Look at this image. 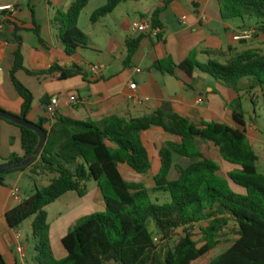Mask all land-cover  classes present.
Listing matches in <instances>:
<instances>
[{
  "label": "trees",
  "instance_id": "obj_1",
  "mask_svg": "<svg viewBox=\"0 0 264 264\" xmlns=\"http://www.w3.org/2000/svg\"><path fill=\"white\" fill-rule=\"evenodd\" d=\"M128 1L107 0L91 14L90 22L96 23ZM170 1L173 0L163 2L152 11L149 22L153 27L161 28L159 17ZM89 2L75 0L66 13L56 17L57 35L68 56L88 45L78 20ZM217 2L223 21L255 19L257 27H264V0ZM17 31L15 28L10 34L16 50L9 74L22 99L18 117L27 121L33 95L18 80L19 72L38 79L62 81L82 74V70L58 66L35 73L27 70ZM140 40L126 42L130 55L136 52ZM155 66L170 75L180 73L187 81L193 79V71L198 69L233 89L243 79H249L252 83L249 89L260 88L264 96V55L253 51L225 64L212 60L201 65L191 54L179 65L166 61ZM49 101L45 97L41 103L46 107ZM233 119L240 128L215 122H191L171 108L158 109L140 118L110 116L99 123L56 116L49 122V129L44 127L46 120L40 119L36 125L44 130L46 139L39 154L26 166L6 174L30 169L32 175L41 173L53 178L46 187L36 188L29 198L9 210L6 222L10 228L18 229L32 219L36 264H264V175L257 170L258 156L248 142L240 106L238 111L233 110ZM6 122L20 129L23 150L22 157L13 155L9 163L22 161L33 153L39 139L31 130ZM152 128L177 140L166 142L159 150L160 169L153 177L156 189L169 196L166 204L153 202L142 183L126 181L119 170L124 165L138 175L150 172L151 158L141 134ZM198 141L212 145L220 158L233 167L226 178L219 176L218 163L198 149ZM173 155L188 160L189 164L173 165ZM173 169L177 177L169 179ZM6 174L0 176L1 185ZM90 180L99 188L105 210L77 222L62 239L66 257L57 260L50 245L45 208L69 192L83 197V184ZM230 183L244 193L233 192ZM195 225H199L201 233L200 246L192 233ZM226 228L234 233L235 240L214 255ZM153 235L160 237L159 244H154ZM162 243L165 245L160 248Z\"/></svg>",
  "mask_w": 264,
  "mask_h": 264
},
{
  "label": "crops",
  "instance_id": "obj_2",
  "mask_svg": "<svg viewBox=\"0 0 264 264\" xmlns=\"http://www.w3.org/2000/svg\"><path fill=\"white\" fill-rule=\"evenodd\" d=\"M74 1L0 0V6L13 5L17 8L15 17L4 20V28L0 31V110L15 116L21 113L22 99L16 93L9 74L16 50V44L10 41V34L16 28L17 35L21 38V52L27 70L35 73L46 71L52 66L62 69L78 67L82 70V74L62 81L38 79L22 71L17 74L18 80L33 95L32 109L27 116L31 123L37 124L40 119H44V127L49 129L50 121L46 116L45 106L41 103L45 97L49 100L58 98L57 116L95 123L110 116L140 118L158 109L171 108L174 113L191 122H215L240 128L233 119V110L238 111L240 106L250 146L252 147L250 139L258 140L249 116L247 100L254 106L259 97L255 100L251 93L257 92L259 96L262 93L260 88L249 89L251 80L243 79L237 89H233L198 69L193 71V79L187 81L182 74L170 75L155 65L166 61L179 65L191 54H194L195 60L201 65L212 60L225 64L251 50L264 55V27H254L239 19L223 21L217 0H173L159 17L161 35L154 37L146 33H133L131 25L138 21H149L155 7L168 0H130L96 23L90 22V16L104 6L107 0L98 8L89 9L90 0L78 20V27L86 35L88 45L68 56L58 38L55 20L60 13H66ZM84 12L88 13L89 20L85 28H81L82 14H86ZM244 29H258L253 40L258 41L257 44L250 46L253 42L251 40L241 43L232 41L233 33ZM134 39H141V42L136 52L130 55L126 42ZM92 65H103L104 70L97 74L91 73ZM130 84L136 85L135 90H130ZM70 96H75V104L68 102ZM129 96H132L131 100L128 99ZM254 111L253 109L252 112ZM246 118L251 122L247 124ZM141 138L150 154V172L155 176L160 169L159 150L166 142L177 140L158 128L143 132ZM13 155L23 156L20 129L0 120V166L9 164ZM178 157L173 165L186 160ZM122 169L129 170L120 165V172ZM173 172L174 169L170 175ZM28 178L34 180L33 187L21 196V183ZM39 178L27 169L6 174L3 185L0 184V257L4 264H36L33 241L32 247L28 246L22 240L20 228L12 229L8 226L6 213L29 198L36 188L46 187L50 182L37 181ZM91 182L96 184L93 180L83 184V197L75 192L60 197L59 199L75 193L78 200H72L69 210L61 213L56 222L50 224L48 221L50 245L57 260L66 257L62 239L94 207L92 199L87 203L83 202ZM13 188L19 189V200L12 197ZM27 193H30L29 196ZM31 223L32 219L30 231ZM18 246L22 248L21 253L17 251Z\"/></svg>",
  "mask_w": 264,
  "mask_h": 264
},
{
  "label": "rangeland",
  "instance_id": "obj_3",
  "mask_svg": "<svg viewBox=\"0 0 264 264\" xmlns=\"http://www.w3.org/2000/svg\"><path fill=\"white\" fill-rule=\"evenodd\" d=\"M104 0H92L91 4H90V8H98L99 6H102L104 4ZM86 11V10H85ZM86 14H82V20L80 22V27L81 28H85V24H87V21L89 20V15L87 12H84ZM247 24H250L254 27H257L256 25V20L255 19H251L248 20L246 22ZM241 24V23H240ZM80 29V28H79ZM81 30V29H80ZM255 39V36L253 37V39L251 41H253ZM256 42L258 41H253L252 43H250V46H254V44H257ZM249 45V44H248ZM253 52L258 53L259 55H263V53L257 52L256 50H251ZM260 93V91L258 92ZM252 98L255 100L258 99L257 102H254V106H252L251 104H249L247 98V103L250 107V117L252 118V122L254 125V132L255 135L257 136L258 140H253L250 139V142L252 144L253 150L255 151L256 155L258 156V161L256 163V167L257 170L260 174L264 175V106H263V102H264V96H262V94H257V92H253L251 93ZM257 97V98H256ZM255 110L254 113L252 112V110ZM251 121H249V118H246V123H250ZM198 149L203 152L207 157H211L212 159H214L219 167H220V173L219 176L222 178H226L227 174L233 170L232 166L227 164L226 162H224L219 154L218 151L210 144L204 143L202 141H198L197 143ZM177 155L173 156V162H175V159H177ZM180 157H178L179 159ZM182 159V158H180ZM179 164V166H187L189 164V161L186 160H182V161H178L177 162ZM121 174L123 175L124 179L128 182H134V183H142L145 188L147 189L150 199L153 202H157L158 204H166L169 202V196L166 192L164 191H158L155 187V183L153 180L154 175L149 172L145 175H138L132 171L129 170H123L121 171ZM34 176V175H33ZM40 178L37 181H44V182H48L52 179L53 176L51 175H46V174H39L38 175ZM177 177L176 172H173L170 176L169 179H175ZM34 179V178H33ZM34 184V180L31 179H25V181H23L21 183V187H22V195L26 193V191L29 189H31L33 187ZM231 190L235 193H239V194H243L244 190L235 186L234 184L230 183L229 184ZM87 197H85V199L83 200L84 203H87V201L89 199H92L94 202V207L91 209V211L88 213L92 214V213H101L104 212L105 207H104V203H103V199H102V194L99 190V188L97 187L96 184H94L93 182H91L88 185L87 188ZM30 193H27V196H29ZM72 196H64L63 198L59 199L57 202L55 201L54 203L50 204L49 206H47L45 208V211L48 214V221L49 223L53 224L54 222H56L58 216L64 212H67V210H69V208L71 207V205L69 204L72 200H78L77 196L75 193H71ZM31 220V219H30ZM30 220L25 221L19 228V231L22 234V240L25 241L28 246L32 247V237H31V231H30ZM201 225V224H199ZM199 225H195L193 228V235H194V240L196 242L199 243V246L201 245V233L199 231ZM231 229L232 225L229 226ZM229 228V229H230ZM180 233V232H179ZM235 235L233 232H231V230H228V228H226L222 234L221 240H220V244L216 247V249L214 250V255H218L221 252H223L228 246H230V244L235 240ZM173 239V238H172ZM165 245V243H162L159 247L162 248ZM31 253V252H30ZM29 253V255H30Z\"/></svg>",
  "mask_w": 264,
  "mask_h": 264
},
{
  "label": "built area",
  "instance_id": "obj_4",
  "mask_svg": "<svg viewBox=\"0 0 264 264\" xmlns=\"http://www.w3.org/2000/svg\"><path fill=\"white\" fill-rule=\"evenodd\" d=\"M17 13V8L13 5H3L0 6V15L2 17V20H0V31L3 30L4 28V20H11L15 17ZM131 30L133 33L137 34H150L154 37H159L162 33L161 28L159 27H153L149 21H138L135 22L131 25ZM257 34V31L255 29H244L237 31L233 33L232 35V41L241 43L245 41L252 40L253 37ZM104 70L103 65H92L90 67V72L91 73H99ZM136 85L135 84H130L129 88L130 90H135ZM129 100L132 99V96L128 97ZM68 102L70 104H75L76 103V98L75 96H70L68 98ZM59 106V100L56 97H53L50 99L49 103L45 107V113L46 116L48 117L50 123L51 121L57 116V108ZM12 197H14L15 200H19V189L18 188H13L12 189ZM153 242L154 244H159L160 243V237L158 235H153ZM17 251L19 253L22 252L21 246L17 247Z\"/></svg>",
  "mask_w": 264,
  "mask_h": 264
},
{
  "label": "water",
  "instance_id": "obj_5",
  "mask_svg": "<svg viewBox=\"0 0 264 264\" xmlns=\"http://www.w3.org/2000/svg\"><path fill=\"white\" fill-rule=\"evenodd\" d=\"M0 118L3 120L9 121L11 123H14L15 125H18V126H21V127H24L26 129L31 130L32 132H34L37 135V137L39 139L36 149L27 158H25L19 162L9 163L7 165L0 166V176H1V175L6 174L9 171H12L14 169H19V168L24 167L27 164H29L32 161V159L39 154V152H40V150H41V148L45 142L46 134H45L44 130L41 127H39L38 125L31 123L28 120L24 121V120L20 119L18 116L11 115V114L3 111V110H0ZM0 264H4L1 257H0Z\"/></svg>",
  "mask_w": 264,
  "mask_h": 264
}]
</instances>
